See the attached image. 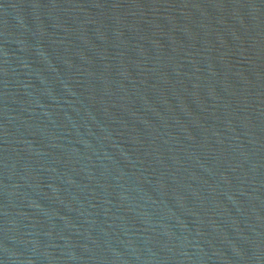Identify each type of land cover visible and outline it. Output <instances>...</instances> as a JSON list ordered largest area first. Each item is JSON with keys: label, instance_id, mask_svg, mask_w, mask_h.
I'll return each instance as SVG.
<instances>
[{"label": "water", "instance_id": "95a60500", "mask_svg": "<svg viewBox=\"0 0 264 264\" xmlns=\"http://www.w3.org/2000/svg\"><path fill=\"white\" fill-rule=\"evenodd\" d=\"M0 264H264V0H0Z\"/></svg>", "mask_w": 264, "mask_h": 264}]
</instances>
